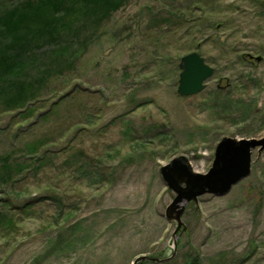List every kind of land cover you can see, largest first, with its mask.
<instances>
[{
    "label": "rangeland",
    "instance_id": "374dc122",
    "mask_svg": "<svg viewBox=\"0 0 264 264\" xmlns=\"http://www.w3.org/2000/svg\"><path fill=\"white\" fill-rule=\"evenodd\" d=\"M77 13L60 40L35 46L27 80L49 70L45 82L25 103L0 95V162L11 167L0 168V264H264V149L228 192L186 202L175 235V192L159 170L183 155L205 173L223 136L264 135V0ZM65 42L63 57L43 56ZM190 51L214 72L181 96Z\"/></svg>",
    "mask_w": 264,
    "mask_h": 264
},
{
    "label": "trees",
    "instance_id": "16d2710c",
    "mask_svg": "<svg viewBox=\"0 0 264 264\" xmlns=\"http://www.w3.org/2000/svg\"><path fill=\"white\" fill-rule=\"evenodd\" d=\"M121 2L122 0H17L0 6V95L6 104L13 106L25 103L29 89L41 85L51 75L47 72L49 70H43L37 72L34 80H27L30 77L28 69L35 61L32 56L36 45L60 40L62 30L69 28L70 20L75 18L77 12L97 21L101 16L117 9ZM68 48L67 42L56 43L43 56L55 62V59L63 57ZM55 67L57 66H52V69L55 70ZM7 161L6 156L0 162V168L8 175L11 167ZM144 261L137 264H143ZM189 264L197 263L192 260Z\"/></svg>",
    "mask_w": 264,
    "mask_h": 264
},
{
    "label": "water",
    "instance_id": "95a60500",
    "mask_svg": "<svg viewBox=\"0 0 264 264\" xmlns=\"http://www.w3.org/2000/svg\"><path fill=\"white\" fill-rule=\"evenodd\" d=\"M255 59L259 61L261 57L256 56ZM178 67L180 71L176 92L181 96L198 93L203 89L204 81L214 72V68L207 64L197 51L182 55ZM254 148L258 151L264 149V135L259 138L223 136L215 145L212 165L205 173L194 171L183 155L176 156L160 166L162 178L175 192V196L165 210L166 217L176 221L173 235L183 224L181 215L186 202L196 201L198 196L205 193L223 195L233 184L250 173ZM173 242L176 244L175 240ZM145 259L162 260L143 254L137 256L132 264Z\"/></svg>",
    "mask_w": 264,
    "mask_h": 264
}]
</instances>
